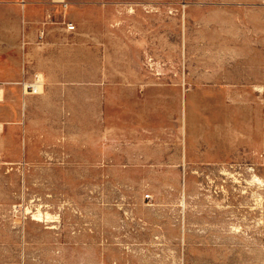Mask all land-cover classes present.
I'll list each match as a JSON object with an SVG mask.
<instances>
[{"label": "rangeland", "instance_id": "obj_1", "mask_svg": "<svg viewBox=\"0 0 264 264\" xmlns=\"http://www.w3.org/2000/svg\"><path fill=\"white\" fill-rule=\"evenodd\" d=\"M0 82V264H264V0H0Z\"/></svg>", "mask_w": 264, "mask_h": 264}, {"label": "built area", "instance_id": "obj_2", "mask_svg": "<svg viewBox=\"0 0 264 264\" xmlns=\"http://www.w3.org/2000/svg\"><path fill=\"white\" fill-rule=\"evenodd\" d=\"M67 30L73 32L76 30V26L70 22L67 24ZM41 33V37L45 35L43 30ZM7 85L8 84L0 82V97L3 95L4 87H6ZM18 85L21 86V89L23 90V95H38L41 93L44 81L40 74H34L30 79H27L23 82H19Z\"/></svg>", "mask_w": 264, "mask_h": 264}, {"label": "crops", "instance_id": "obj_3", "mask_svg": "<svg viewBox=\"0 0 264 264\" xmlns=\"http://www.w3.org/2000/svg\"><path fill=\"white\" fill-rule=\"evenodd\" d=\"M12 83H14V82H10V83L5 82V84H8V85L11 84L10 86H14L16 84V83L15 84H12ZM10 86H8V87H10ZM21 91H22V89H21ZM24 106H25V102H23V108H24ZM9 107H10V109H8L9 110L8 119L12 120V121L18 120L19 116H20V112L18 110H16V107H14L13 105H10ZM0 136H2L1 133H0ZM14 137H15V132L14 131L10 132V134L8 135V143L10 142L11 139H14ZM12 149H14V146H12L10 151L8 150L6 154L11 156L14 159H20L21 157L25 158V150L20 153V152H15Z\"/></svg>", "mask_w": 264, "mask_h": 264}]
</instances>
